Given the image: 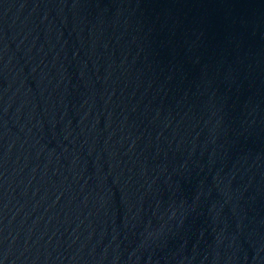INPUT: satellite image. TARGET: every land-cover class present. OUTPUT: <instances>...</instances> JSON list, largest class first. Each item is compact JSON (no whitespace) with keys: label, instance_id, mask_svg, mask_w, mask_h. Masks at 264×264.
Masks as SVG:
<instances>
[{"label":"water","instance_id":"1","mask_svg":"<svg viewBox=\"0 0 264 264\" xmlns=\"http://www.w3.org/2000/svg\"><path fill=\"white\" fill-rule=\"evenodd\" d=\"M0 264H264V0H0Z\"/></svg>","mask_w":264,"mask_h":264}]
</instances>
